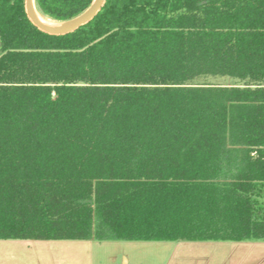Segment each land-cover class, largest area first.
<instances>
[{"label": "trees", "instance_id": "trees-1", "mask_svg": "<svg viewBox=\"0 0 264 264\" xmlns=\"http://www.w3.org/2000/svg\"><path fill=\"white\" fill-rule=\"evenodd\" d=\"M0 41V240H264V0H105L61 35L0 0Z\"/></svg>", "mask_w": 264, "mask_h": 264}, {"label": "rangeland", "instance_id": "rangeland-1", "mask_svg": "<svg viewBox=\"0 0 264 264\" xmlns=\"http://www.w3.org/2000/svg\"><path fill=\"white\" fill-rule=\"evenodd\" d=\"M0 264H264V240H0Z\"/></svg>", "mask_w": 264, "mask_h": 264}, {"label": "water", "instance_id": "water-1", "mask_svg": "<svg viewBox=\"0 0 264 264\" xmlns=\"http://www.w3.org/2000/svg\"><path fill=\"white\" fill-rule=\"evenodd\" d=\"M104 2L105 0H94L92 5L84 13L71 20L60 23L50 21L52 23L60 24L61 27L50 26L41 20V15L37 11L35 0H25V9L28 18L40 30L53 35H61L75 31L81 26L89 23L99 13ZM1 45L2 43L0 41V48Z\"/></svg>", "mask_w": 264, "mask_h": 264}, {"label": "bare ground", "instance_id": "bare-ground-1", "mask_svg": "<svg viewBox=\"0 0 264 264\" xmlns=\"http://www.w3.org/2000/svg\"><path fill=\"white\" fill-rule=\"evenodd\" d=\"M41 20H42L44 23H46V24H48V25H50V26H53V27H61L60 24L52 23V22H50L49 20L45 19V18L42 17V16H41Z\"/></svg>", "mask_w": 264, "mask_h": 264}]
</instances>
